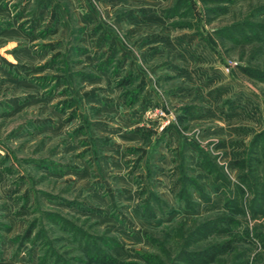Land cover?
I'll use <instances>...</instances> for the list:
<instances>
[{"label":"rangeland","instance_id":"1","mask_svg":"<svg viewBox=\"0 0 264 264\" xmlns=\"http://www.w3.org/2000/svg\"><path fill=\"white\" fill-rule=\"evenodd\" d=\"M0 264H264V0H0Z\"/></svg>","mask_w":264,"mask_h":264}]
</instances>
